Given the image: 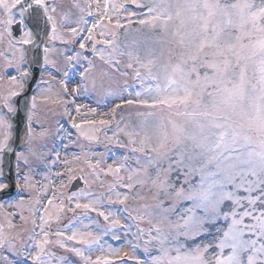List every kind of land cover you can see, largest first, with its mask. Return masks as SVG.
<instances>
[{
  "label": "snow or ice",
  "instance_id": "obj_1",
  "mask_svg": "<svg viewBox=\"0 0 264 264\" xmlns=\"http://www.w3.org/2000/svg\"><path fill=\"white\" fill-rule=\"evenodd\" d=\"M58 7L63 9L56 0H0V43L7 42L0 57L5 71L17 73L8 77L15 90L0 93V197L9 196L13 186L3 165L6 153L14 151L15 98L31 76L25 46L43 49V70L60 77L78 115L79 94L114 104L111 120L79 123L66 107L70 126L57 121L56 136L74 145L80 138L98 144L103 129L123 155L103 167L106 154L89 155L91 148L79 143L91 174H111L113 183L94 193L82 172L68 169V185L62 180L59 195L50 194L51 181L41 186L46 203L27 192L33 227L24 236L0 224V264H264V0H73L57 14ZM131 32L136 35L128 39ZM57 41L65 45L62 66L49 59ZM77 43L78 49L68 47ZM90 57L111 71L93 75ZM74 77L79 83L69 90ZM41 83L51 90V80ZM125 107L138 111L135 123L130 113L121 127L124 117L116 121V116ZM34 116L30 111L20 141L24 151L16 153L15 187L22 192L37 187L33 177L39 167L60 162L55 146L35 143L46 141L48 132L33 129L34 122L39 125ZM42 178L49 180V174ZM77 179L84 187L72 191L66 205L62 190ZM130 199L143 203L132 207ZM25 203L22 197L9 206ZM12 215L4 213L7 229H15ZM20 219L26 217L21 213ZM109 235L116 241L130 237L132 254L121 257L107 245L108 255L93 259L91 253L103 252Z\"/></svg>",
  "mask_w": 264,
  "mask_h": 264
},
{
  "label": "rangeland",
  "instance_id": "obj_2",
  "mask_svg": "<svg viewBox=\"0 0 264 264\" xmlns=\"http://www.w3.org/2000/svg\"><path fill=\"white\" fill-rule=\"evenodd\" d=\"M56 2L59 5H63V9H61L60 7H58V9H57V14H59L62 10H65V11L69 10V7L73 3V0H57ZM103 2H104V0H100L101 4H103ZM117 2H120V0H117ZM72 10L75 11V9H72ZM93 11H95V9H93ZM134 35H136V33L131 32L129 34L128 39H131L132 36H134ZM97 39H100V37L97 36ZM120 40H121V42H123L125 40V37L123 35H121ZM72 45L73 44H69L68 47L70 48ZM89 46L90 45H88V47ZM64 47H65L64 44H61L60 41H57L55 44L54 50L49 54V59L56 61L57 66L63 65L64 58L60 55V52H62L64 50ZM6 49H7V42L4 41L3 43H0V50H6ZM5 64H6V61L4 60V58L0 57V77H2V79H0V93L6 92L9 88H13L15 90V86L10 85L8 83V77L12 76V75H17V73L11 69H9L8 71H5ZM25 67H27V66L25 65ZM48 67L51 68V65H49ZM110 71H111V69H109L108 66L103 61H100L99 58H94V68L92 70L93 75L99 77L102 72H110ZM17 79H19L18 76H17ZM42 79L45 81L51 80V85H50L51 90L50 91L48 90V88H49L48 84H43V83H41L39 88L37 89V91L34 95L36 97V107L32 111L35 112V116L33 119H34V121H38L39 125L34 122L32 124V127L37 133L40 132L42 129L47 130L48 137L46 138V141L37 140V141H35V143L38 145L40 143L46 142L49 145V147H52V145L56 141L55 148H57V149L62 148L63 149L64 153L62 155V158L64 160L67 159L69 161V163L72 164V170L77 175H80L81 172L86 175V177L89 181V190L94 192V193L106 192L108 190L109 186L113 183V179H114L113 176L111 174H107V175H101L99 178H97L94 175H92L91 169L88 168V166H87V164L83 158V153L81 152L78 144L83 143L85 145L86 149L91 148V152L89 153V155L95 154L98 156L99 154H102V153L106 154V159L102 160V166L103 167H106L108 165L106 163L108 159L113 158V160L110 161V164H112L115 159L121 157L123 155V150L120 149L115 144H109L108 143V141L104 138V130L103 129H101V133H100L101 134L100 143L89 144V142L83 140V138H80V140L78 141V144L74 145V144H71L66 139L64 141H61L60 138L56 136V128H57V121H59V123L61 124V122L68 117L65 114V108L66 107L68 108V111L71 112L72 117L76 118V122L79 123L81 120L93 119V118L98 117V116H100L101 119L111 120L112 118H110V116L105 114V113H104V115H99L98 114V108H96V107H92V108L97 109L95 114H90L89 109H87L88 107H91V106H103V107H105L106 111L110 112L111 104H108L106 106L104 104H97L96 98H94L90 95L79 94L75 97V103L82 105L81 113L78 115L75 111V105L72 103L73 97H72L71 92L69 91V95L65 96L63 94V91H62L60 85L57 82L60 79V77L57 76L55 72H52L51 77H50L49 73L47 71H44V73L42 75ZM123 79L124 78L120 77L119 74L116 75L117 82H122ZM108 82L109 81H105V83H108ZM76 83H79L78 77H74L72 79V81L69 83V90ZM65 101H67V105H66ZM136 111H138V109L126 107V108H124L118 112V114L116 116V121H121V117H124V121H122L121 125H120L121 127H123L124 122L127 121L128 116L131 113V114H133V121L132 122L135 123L134 114ZM84 115H86V117H84ZM54 116H57V118L54 119L53 118ZM97 119L99 120V118H97ZM115 124L116 123L113 122V124L110 125V127L113 130H115V127H116ZM65 128H69V126L65 127ZM71 131L73 133V138L75 139L77 134H76L74 129H72ZM106 135L111 137L113 135V131H107ZM119 138L121 140L126 141V137H124L123 134H120ZM65 144H68V148L66 150L64 148ZM69 149L71 151H69ZM77 155L81 156V159L79 161H75L73 159V157L77 156ZM93 163H95V159H93ZM19 171H25L26 172L27 170L22 166ZM45 172H47L49 174V180H47V181L42 178V176ZM51 173H52V170H51V165H50V161H49V168L48 169H45L43 166H41L37 169V174L33 177L34 183L37 184V187L35 189H25V191H23L20 194L21 195L20 198H15V199H10V200L8 199V200L2 202V204H4V207L0 209V224L5 225L6 231H11L13 233L19 232L20 234L26 236L28 234V231H30L31 228L33 227V225H32L33 216H32V213L30 211V208L32 207V202H29L28 195L26 194L27 192H31L33 197L39 196V198L42 200V202L46 203V200H44V197L39 195L40 191H41V186L43 184L49 183V181H51V183L49 184L50 194H51V191H56L57 195H59V191H60L59 186H60L62 180H63V183L65 185H68V181H67L68 172H64V177L62 179H58L56 177L51 178V175L54 174V173H52V174ZM101 182H103V184H101ZM23 184H24V181H22V185ZM68 188H69V186L65 187L62 190L64 193V196H65L64 202L66 205H67L66 197L68 196ZM22 197L26 202L22 207L17 208V207H10L9 206V205H15L17 203V201H19ZM113 199H115L114 193H113ZM130 203H132V205H131L132 207H136V206H139V204L143 203V201H135L134 202V201H131V199H130L129 204ZM105 210L107 211L109 209H105ZM111 210H115V208H113ZM4 213L13 214L11 219H12V223L15 225V229H7V227H6L7 220L5 219ZM21 213L26 217L25 220L20 219ZM69 215H70V213L66 212L64 214V219H62V221H65V223H66ZM93 215H95V214H93ZM36 221H37V224H39L38 217H36ZM100 222L102 224L105 223L102 218H100ZM62 223H64V222H62ZM121 223H125L123 217H121ZM144 226H146V224ZM56 227H57V225L54 223L53 229H55ZM37 231H39L38 228H37ZM133 231H134V229H133ZM127 239H130V237ZM127 239H126V245L130 249V253L132 254V248H131V245L129 243H127ZM103 240H104V242H106L105 250L103 252L100 249L93 250V252H98L97 253L98 256L108 255L107 245H111L113 249H118V250L121 246L120 242L113 240L111 235L104 237ZM136 254L139 255V253H136ZM114 257L115 256H112L111 259L114 260ZM129 264H132V262H129Z\"/></svg>",
  "mask_w": 264,
  "mask_h": 264
},
{
  "label": "water",
  "instance_id": "obj_3",
  "mask_svg": "<svg viewBox=\"0 0 264 264\" xmlns=\"http://www.w3.org/2000/svg\"><path fill=\"white\" fill-rule=\"evenodd\" d=\"M47 37L44 38V41ZM28 61L30 63L31 69H32V75L28 79V86L29 89H32L39 77V72L41 70L42 66V52L43 49H36L31 46H28ZM38 61V62H37ZM24 96L28 97V94H25ZM30 106V101L23 98L18 97L17 98V107L19 109L17 116L13 119L15 122V136L12 146L14 151L12 153H6L4 158V168L6 172L10 173V179L13 181L14 179V157H15V150L20 145V139L22 132L26 129V114L28 111V108ZM16 188H11V193L15 192ZM2 197H0L1 199Z\"/></svg>",
  "mask_w": 264,
  "mask_h": 264
}]
</instances>
